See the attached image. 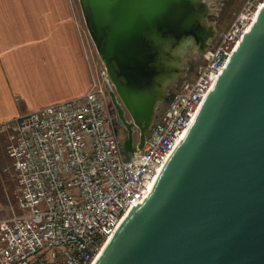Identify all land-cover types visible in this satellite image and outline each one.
<instances>
[{
  "label": "water",
  "instance_id": "water-1",
  "mask_svg": "<svg viewBox=\"0 0 264 264\" xmlns=\"http://www.w3.org/2000/svg\"><path fill=\"white\" fill-rule=\"evenodd\" d=\"M78 3L122 147L141 149L183 59L212 47L207 0ZM93 264H264V6Z\"/></svg>",
  "mask_w": 264,
  "mask_h": 264
},
{
  "label": "built area",
  "instance_id": "built-area-1",
  "mask_svg": "<svg viewBox=\"0 0 264 264\" xmlns=\"http://www.w3.org/2000/svg\"><path fill=\"white\" fill-rule=\"evenodd\" d=\"M263 6L264 0H244L203 54L197 76L180 82L142 148L127 156L104 66L100 79L89 65L91 85L84 94L0 122L9 159L1 171L14 179L22 210L0 219V264H93L143 198Z\"/></svg>",
  "mask_w": 264,
  "mask_h": 264
},
{
  "label": "crops",
  "instance_id": "crops-1",
  "mask_svg": "<svg viewBox=\"0 0 264 264\" xmlns=\"http://www.w3.org/2000/svg\"><path fill=\"white\" fill-rule=\"evenodd\" d=\"M90 85L70 0H0V122L82 95Z\"/></svg>",
  "mask_w": 264,
  "mask_h": 264
},
{
  "label": "rangeland",
  "instance_id": "rangeland-1",
  "mask_svg": "<svg viewBox=\"0 0 264 264\" xmlns=\"http://www.w3.org/2000/svg\"><path fill=\"white\" fill-rule=\"evenodd\" d=\"M243 2L244 0H207L210 7L208 21L213 23L217 30L216 36L212 41V47L216 44L219 33L226 29L233 21ZM70 5L74 10L76 20L81 26L89 59L88 63L94 73H97L101 79L102 77L100 75L103 64L86 30L78 0H70ZM204 61V58L196 53H193L190 57H185L183 59V64L186 68V72L175 82L174 86L169 89L170 95L175 92L182 80L195 78L201 67L204 65ZM166 106L167 104L165 105L164 103L159 104L157 107V114H160ZM118 134L122 138L125 136L122 130H118ZM5 144V137L0 135V171L3 166L8 164V159L5 155ZM123 154L127 156L128 152L123 150ZM14 189V183L11 178L0 172V219L9 217L16 212H22V210L17 207L14 197Z\"/></svg>",
  "mask_w": 264,
  "mask_h": 264
},
{
  "label": "flooded vegetation",
  "instance_id": "flooded-vegetation-1",
  "mask_svg": "<svg viewBox=\"0 0 264 264\" xmlns=\"http://www.w3.org/2000/svg\"><path fill=\"white\" fill-rule=\"evenodd\" d=\"M199 56L203 57V55H199ZM170 96H171L170 93H168V96L165 98V100L162 103H164L166 105L169 101ZM112 110H113V113L116 117V129H117V131L122 130L124 132V135H125L126 131H125L124 127L121 125V123L118 121L114 108Z\"/></svg>",
  "mask_w": 264,
  "mask_h": 264
},
{
  "label": "bare ground",
  "instance_id": "bare-ground-1",
  "mask_svg": "<svg viewBox=\"0 0 264 264\" xmlns=\"http://www.w3.org/2000/svg\"><path fill=\"white\" fill-rule=\"evenodd\" d=\"M261 9V8H260ZM132 209V208H131ZM131 209L125 214L124 218L128 215V213L131 211Z\"/></svg>",
  "mask_w": 264,
  "mask_h": 264
}]
</instances>
